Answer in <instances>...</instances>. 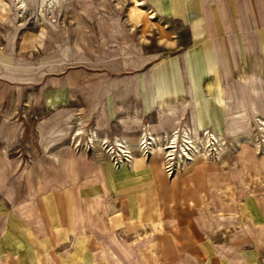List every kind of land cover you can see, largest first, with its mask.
<instances>
[{"label": "rangeland", "instance_id": "1", "mask_svg": "<svg viewBox=\"0 0 264 264\" xmlns=\"http://www.w3.org/2000/svg\"><path fill=\"white\" fill-rule=\"evenodd\" d=\"M35 1L0 0V141L7 134L10 137L8 148L4 140L0 142V201L7 205L5 209L0 207V215L4 210L8 213L6 232L0 239L4 241L0 243L2 256L20 253L26 261L38 260L39 264H50L46 253L51 264H201L202 252L197 247L206 248L209 242L229 247L227 242L238 240L237 228L253 239L262 256L264 223L254 218L255 209L264 216V79L262 83L255 70L231 78L224 125L200 121L198 132L196 107L190 97L168 106L157 104L158 120L152 117L153 123L128 138L135 146L130 151L125 138L104 136L98 140L94 132L95 142L89 128L84 129L87 135L80 136L79 115L73 110L78 102L69 105L56 94L51 95L54 104L47 106L35 104L32 98L43 97L48 76L62 83L65 75L79 70L80 64L73 63L84 56L81 43L88 45L84 49L90 55L93 43L108 45L107 52H100L107 56L119 44L128 43L122 52H127L138 66L147 58L137 43L127 41L143 45L145 52H159L164 47L159 42V29L165 27L157 17L138 22L140 26L129 24L128 8L135 0H93L104 8L88 10L84 25L80 9L43 4L37 8ZM51 1L63 5V0ZM138 11L145 18L151 13L149 9ZM112 44L114 47H109ZM42 63L58 71L43 76ZM131 114L135 127H141L138 110L133 109ZM39 131L41 150L37 145ZM184 132L193 142L183 141ZM172 135L179 141L176 148L168 147ZM170 150H174L173 155ZM139 161L141 167L135 169L132 164L136 166ZM149 162L154 183L147 185L150 201L135 196L125 184L120 195L117 171L131 173L135 169L134 178L139 179ZM48 165L50 168H46ZM101 167L114 172L108 194L100 185H92L97 181L108 190ZM129 178L133 184V176ZM78 187H89V200L94 194L99 196L98 201L91 200L87 205L89 210L94 208L95 218L79 206ZM64 188L73 197L76 225L83 228L88 223L96 229L85 227L82 233L65 236L59 219L51 217L55 231H61L56 244L47 218L37 208L42 220L37 219V223L45 226L53 245L47 236L38 234V238L32 232L36 214L20 218L16 213L17 200L31 215L40 195L53 200L56 195L64 221ZM239 204L248 219L237 216L242 212ZM109 222L111 229L107 232ZM4 228L5 217L0 219V233ZM240 261L245 262L242 256Z\"/></svg>", "mask_w": 264, "mask_h": 264}, {"label": "crops", "instance_id": "2", "mask_svg": "<svg viewBox=\"0 0 264 264\" xmlns=\"http://www.w3.org/2000/svg\"><path fill=\"white\" fill-rule=\"evenodd\" d=\"M133 1L130 0V2ZM135 1H143V3L137 4L136 2L132 7L128 8V23L140 26L141 24L138 22L146 23L148 19L157 17V21L165 27L163 30L162 28L159 29V42L164 47L159 52L153 51L151 53L145 52L143 45L138 42L132 40L127 41L137 43L141 53L147 58L140 65L136 66L131 56L127 55V52H122L123 47L127 46L128 43L125 45L124 43L122 45L119 44L115 50L113 48L114 52L111 51L110 56H107L106 53H100L107 52L108 45H95L93 43L90 46L89 51H92L90 55L87 53L88 50L85 51L86 48L88 49V45L85 47L81 43V53L84 56L80 57L78 62L73 63L80 64L79 70H76L75 73L71 72L69 75H65L62 83L48 76L46 84L43 85V97L32 98L36 100L37 103L35 104L53 105L55 101H52L51 95L56 94L62 95L64 101L70 102L69 105H76V102H78V108L75 107L73 110L75 115H79L78 126L82 130L80 136L87 135V131L85 130L89 128L91 132L88 134L91 135L95 142L98 141L93 137L94 132L98 140L99 137L104 138V136L125 138L129 151L132 150L131 147L135 148V146L130 145L128 138L133 135L135 136V133L141 131L142 127L153 123L150 120L152 117L155 122L158 120V113L156 112L157 104L159 106H168L191 97L196 107L199 125L200 121L213 122L218 126L222 123L224 125L227 115L226 104L229 100L227 95L231 94V78L237 79L239 75L255 70L263 83L264 0ZM62 3L63 5L54 4L51 0H36L34 2L38 6L37 8L43 4V6L48 5L50 7L58 6L57 8L61 7L64 10L66 8L70 10L80 9L81 25H84L83 23L88 18V10H102L104 8L99 5L98 1L93 2V0H72L68 2L63 0ZM102 4L107 5L108 3ZM30 6L31 8L34 7L33 2ZM144 8L145 10H143ZM146 9H149L148 13H151L145 18V14L138 10L145 12ZM37 14L35 13V15ZM172 34L174 36H171ZM109 47H114V45L112 44ZM42 68L43 71L41 73L43 76L45 74L49 75L48 73L51 71H58L53 65L48 63H42ZM99 68L103 70H99ZM105 69L107 71H104ZM133 109H137L142 116L141 127L139 126L137 128L133 124L131 118ZM77 110H79V113H77ZM185 113L188 114L187 116H190V112L185 111ZM223 130L222 128L221 132ZM18 134L17 138H19ZM47 135L49 136V134ZM39 137L40 131L37 135V145L41 150L42 146L39 144ZM9 138L7 134L5 139H1V141L4 140L3 143H6V148L9 147V144H7L9 143L7 141ZM19 158L23 164L20 156ZM132 166L138 169L141 167V163L139 161L136 166L133 164ZM46 168H50V166L48 165ZM145 168L144 175L140 176L142 178L139 179L134 178L133 172H136L135 169L131 173L123 169L117 171L119 172L117 181L120 185V195L122 194L121 187L125 184L131 187V191H135V196H142L146 201L147 199L150 201L149 194L151 192L150 189L148 190L147 185L154 184L152 181L150 162L149 166L147 165ZM101 169L105 174V184L108 190L104 189L101 184L96 183L97 181L92 185H100L104 194H108L111 191L109 178L111 175H114V172L111 174V171L107 172L102 167L99 171ZM131 175L134 178L133 184H130L129 177ZM136 180L137 183L135 182ZM131 185H134L133 189ZM85 188L78 187L79 206L84 208L86 214L95 218L93 214L94 208L89 210L87 205H89V201L91 200L98 201L99 196L94 194L91 200L87 199L89 196V190L87 188L89 187ZM64 192L63 204L64 211L66 212L64 221H62L60 216V207L56 195L55 200L48 199V197H44V199L40 195L38 203L32 210L33 213L31 215H28L24 211V204L20 200H17L18 211L16 213L20 218H23L24 215L29 217L33 216V214H36L37 208L39 211L42 210V214L45 215L49 222L48 224L52 228L51 231L57 241L56 244L59 242V234L61 231L59 233L55 231L51 217L59 219L58 226L62 227V230L66 232L65 236H68L66 234L69 233H82L85 227L96 229L88 223L83 228L76 225L74 219L75 207H73L74 204L72 201L73 197L71 195L69 197L65 188ZM239 206L242 212L238 213L237 216L240 217L243 215V220L248 219L249 217L247 215L245 216V210L242 209L240 204ZM0 207L5 209L7 205L0 201ZM255 210V221H258L257 223H264L263 213H260L257 209ZM7 215L6 210H4V214L0 215V219L5 217V228L0 233V239L6 232ZM127 215L129 216L128 213ZM248 215L252 216L251 213ZM33 217L35 218L33 229L30 227L32 232L38 238H40V234L47 236L49 243L53 244V238L49 236L45 226L41 228L37 223V219L40 218L39 214L37 213ZM40 221H42L41 218ZM110 229L109 222L107 232ZM210 231L207 233L209 238L210 234H212ZM235 232L239 235L238 240L234 239L233 241L227 242L229 247L223 245L224 243L220 245L214 242H209L206 248L197 247V251L201 250L202 252V259L198 263L202 261L203 263L201 264H241L240 257L242 256L245 261L244 264H264V259H262L264 253L262 257L256 249L253 239L248 237L239 228L235 229ZM91 236L93 237L95 234ZM261 237L264 247V228H262ZM0 243L3 244L4 241H0ZM1 244L0 264H39L38 260L26 261V257L20 253L12 254L4 258L2 256L4 254ZM246 248H250V252ZM230 250H233V252ZM45 257H47L51 264L47 253Z\"/></svg>", "mask_w": 264, "mask_h": 264}, {"label": "bare ground", "instance_id": "3", "mask_svg": "<svg viewBox=\"0 0 264 264\" xmlns=\"http://www.w3.org/2000/svg\"><path fill=\"white\" fill-rule=\"evenodd\" d=\"M48 1V0H47ZM225 98V97H224ZM225 101H226V98H225ZM197 131L199 132H201V130H200V127H199V124H198V126H197ZM202 131H204V130H202ZM185 133V135H183L184 136V139H183V141L187 144V143H190V142H193V141H191V138H192V136H190V134L188 133V132H184ZM174 136H177V135H172V142H171V144H169L168 145V147L169 148H176V146L178 147V144H176V143H178L179 141H178V139H176V138H174ZM152 137V136H151ZM146 138V137H145ZM146 140V139H145ZM151 140H153L152 138H151ZM185 149V148H184ZM187 149H188V147H187ZM186 150V149H185ZM172 151H174V150H170V155H173V152ZM187 154H189V153H187Z\"/></svg>", "mask_w": 264, "mask_h": 264}]
</instances>
